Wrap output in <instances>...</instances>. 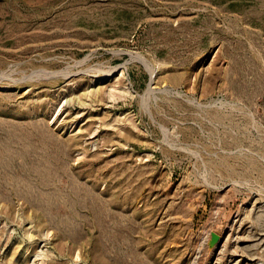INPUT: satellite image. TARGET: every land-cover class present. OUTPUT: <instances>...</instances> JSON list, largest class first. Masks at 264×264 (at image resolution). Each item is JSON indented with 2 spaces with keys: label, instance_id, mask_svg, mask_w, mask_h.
<instances>
[{
  "label": "rangeland",
  "instance_id": "rangeland-1",
  "mask_svg": "<svg viewBox=\"0 0 264 264\" xmlns=\"http://www.w3.org/2000/svg\"><path fill=\"white\" fill-rule=\"evenodd\" d=\"M0 264H264V0H0Z\"/></svg>",
  "mask_w": 264,
  "mask_h": 264
},
{
  "label": "bare ground",
  "instance_id": "bare-ground-1",
  "mask_svg": "<svg viewBox=\"0 0 264 264\" xmlns=\"http://www.w3.org/2000/svg\"><path fill=\"white\" fill-rule=\"evenodd\" d=\"M27 199V198H26Z\"/></svg>",
  "mask_w": 264,
  "mask_h": 264
}]
</instances>
